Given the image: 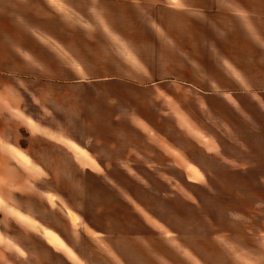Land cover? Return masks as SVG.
Returning a JSON list of instances; mask_svg holds the SVG:
<instances>
[{"label":"crops","instance_id":"obj_1","mask_svg":"<svg viewBox=\"0 0 264 264\" xmlns=\"http://www.w3.org/2000/svg\"><path fill=\"white\" fill-rule=\"evenodd\" d=\"M98 4L109 16L96 26L108 30L107 40L113 46V52L105 54L109 58L102 60L115 62L109 71L91 70L85 59L70 52L62 37L31 35L27 52L13 47L8 57L3 41L0 60L12 58L17 65L13 70L0 69V157L13 159V168L29 164L33 147L22 143L25 129L29 139L35 138L51 153V166H57L59 157H72L89 173L129 172V182L138 187L145 173H170L173 169L168 166L186 172L190 164L203 172L191 154L196 150L199 160L216 159L219 165H228L225 171L244 174L236 181L238 187L252 186L260 194L253 197L250 192L243 202L225 200L226 217L220 228L209 230L212 242L221 241L222 262L264 264V0H98ZM11 13L0 6V30L10 24L6 16L11 18ZM15 17L13 27L21 29ZM148 62H155L154 68L162 74ZM22 64L31 71L21 72ZM22 80L28 83L23 85ZM86 92L111 97L87 100ZM129 93L141 96L129 101ZM151 93L157 100L151 99ZM91 105L98 111L89 110ZM194 108L204 115L201 122L193 117ZM209 115L216 118L211 124L222 140L232 143L239 154L227 152L219 136L210 135ZM163 125L173 133L159 128ZM235 127L245 136L252 135L256 145L250 146L241 133L238 139L231 137ZM10 147L22 152L11 153ZM243 157L248 163L241 162ZM89 159L94 163L85 165ZM232 162L237 167H230ZM246 174H255V180H241L249 177ZM125 203L129 220L148 236L137 247V255L144 263L156 264L148 254V243L166 245L179 235L172 230L167 234L164 223L156 228L133 202ZM91 235L88 238L107 237L100 231ZM135 237L143 240V234ZM43 243L68 259L44 238ZM0 264L16 263L0 258Z\"/></svg>","mask_w":264,"mask_h":264},{"label":"rangeland","instance_id":"obj_2","mask_svg":"<svg viewBox=\"0 0 264 264\" xmlns=\"http://www.w3.org/2000/svg\"><path fill=\"white\" fill-rule=\"evenodd\" d=\"M0 6L12 11L11 18L6 16V20H11L10 24L7 22V28L0 30L3 31L0 33L2 51L6 48V52L10 50L11 53L13 47H18L27 52L31 35L39 39L53 35L64 38L69 43L67 46L70 52L85 59L91 70L97 67L98 74L115 66L114 61L104 60L107 61L106 64L102 61L103 58H109L105 54L113 52V46L107 40L108 30L96 27L97 22L109 19L108 14L104 16L102 13L104 11L98 0H0ZM14 8L16 14L13 13ZM0 16L1 22L3 15ZM14 17L21 21V29L13 27ZM3 41L6 43L5 48ZM148 63L153 71L162 74L163 70L154 68L155 62ZM101 64L106 68H102ZM14 65L17 62L12 58L0 60V69L13 70ZM20 71L27 73L31 70L22 64ZM27 83L22 80L23 85ZM103 95L107 97L99 99ZM86 96L87 100L91 98L88 96H95L101 101L108 100L111 94L86 92ZM139 96L141 94L129 93V101L138 99ZM150 97L157 100L152 93ZM88 109L98 111L94 105ZM33 111L38 115L35 108ZM150 112L159 119L153 109ZM193 117L200 122L204 119V115H200L195 108ZM209 118V124L216 119L210 115ZM159 128L166 133H173L172 128L167 125ZM240 130L239 127L231 128L230 136L238 139L237 135L241 137L244 134ZM208 132L222 140V134L214 124H211ZM21 136L24 137L22 143L25 147L27 142L33 147V155L28 156L29 164L26 166L20 163L21 167L13 168V159L0 157V168H3L0 171V258L7 263L128 264L129 260V264H155L151 260L144 263L140 255H137V247L141 248L148 236L132 224L131 218L129 220L128 206L125 203L128 200L139 208V212L152 218L156 228L164 223L168 227L165 229L167 234L170 235L169 231L172 230L179 235L176 239L173 237L170 244L160 243L157 246L152 241L148 243V254L156 264H224L221 259L222 249L219 248L221 241L212 242L209 230L213 227L220 228L222 219L226 217L223 214L228 213L225 202L227 197L243 202L250 192L253 197L259 194L252 186L247 189L238 187L236 181L244 174L225 171L228 165H219L216 159L202 157L199 160L196 150H191V154L193 159L199 161V168L203 172L193 169L194 166L190 164L186 167V172L168 166L173 169L170 173H145L144 182L138 183L136 187L129 182V172L89 173L83 167H78V162L72 157H59L56 159L59 160L57 166H51V153L43 149L35 138L29 139V133L25 129H22ZM245 138L250 146L252 143L256 145L252 135ZM222 144L227 152L239 154V149H233L232 143L226 139L222 140ZM10 148L11 153L22 152L19 148ZM37 148L39 152L36 151ZM244 150L247 149L243 148L242 151ZM32 161L40 162L45 168L34 165ZM92 162L89 159L85 165ZM241 162L248 163L244 157ZM234 164L232 162L229 166L237 167ZM246 175L249 177L240 179L255 180V174ZM102 181L113 189L110 190L109 185L106 187ZM97 231L105 233L107 237L104 239L94 235V239L88 238ZM139 234H143V240L135 237ZM43 238L54 249L66 254L70 261L60 253L50 251L44 245ZM129 247L130 253H127ZM197 257L203 262L200 263Z\"/></svg>","mask_w":264,"mask_h":264},{"label":"bare ground","instance_id":"obj_3","mask_svg":"<svg viewBox=\"0 0 264 264\" xmlns=\"http://www.w3.org/2000/svg\"><path fill=\"white\" fill-rule=\"evenodd\" d=\"M21 159V157H19Z\"/></svg>","mask_w":264,"mask_h":264}]
</instances>
